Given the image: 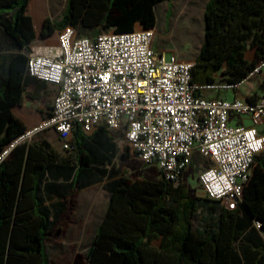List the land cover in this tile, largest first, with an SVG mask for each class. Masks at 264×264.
Masks as SVG:
<instances>
[{
    "label": "trees",
    "instance_id": "trees-1",
    "mask_svg": "<svg viewBox=\"0 0 264 264\" xmlns=\"http://www.w3.org/2000/svg\"><path fill=\"white\" fill-rule=\"evenodd\" d=\"M30 1L0 0V26L13 48L0 56V152L26 131L12 108L21 104L29 80H37L27 71L26 51L36 39ZM166 1L172 0H67L61 18L44 20L41 36L68 26L80 37L86 36L81 29L117 34L133 32L137 24L154 29L155 8ZM204 22L192 82L216 84L223 73L229 84L242 83L264 59V0H209ZM249 48L255 50L251 61ZM116 150L104 128L89 136L78 128L65 156L45 139L18 145L0 164V264H49L47 237L67 210V200L47 202L102 182L107 170L99 167L110 163ZM129 154L128 146L123 156ZM109 179L110 203L87 264H264L263 157L256 158L236 210L196 197L184 184L175 187L162 176L134 181L112 170ZM200 210L207 218L195 228Z\"/></svg>",
    "mask_w": 264,
    "mask_h": 264
},
{
    "label": "built area",
    "instance_id": "built-area-1",
    "mask_svg": "<svg viewBox=\"0 0 264 264\" xmlns=\"http://www.w3.org/2000/svg\"><path fill=\"white\" fill-rule=\"evenodd\" d=\"M154 39V29L80 37L68 26L57 45L29 46L28 75L58 90L50 116L8 144L0 164L46 131L70 151L78 128L89 136L104 127L123 131L120 147L129 146L134 158L175 187L198 154L208 164L199 177L205 196L236 210L255 160L264 154V95L250 101L205 93L239 89L264 71V59L240 84L202 86L192 82L194 62L157 53Z\"/></svg>",
    "mask_w": 264,
    "mask_h": 264
},
{
    "label": "rangeland",
    "instance_id": "rangeland-1",
    "mask_svg": "<svg viewBox=\"0 0 264 264\" xmlns=\"http://www.w3.org/2000/svg\"><path fill=\"white\" fill-rule=\"evenodd\" d=\"M38 1V0H37ZM36 0H31L28 6V14L35 17V12L41 16L46 15L53 20L61 18L65 11L67 0H61L56 3V0H39V8L36 6ZM208 0H177L175 2L176 12L170 14L168 19L162 22L159 31L155 36L153 49L157 53L171 54L178 60L192 61L197 53H199L204 43V12ZM206 3V4H205ZM82 33L88 37H95L101 32H106L104 28H99L94 31L82 30ZM111 31V30H110ZM37 37L41 35L40 30L36 31ZM42 45L37 40L30 44ZM13 51L10 42L3 34L0 26V56H6ZM255 50L249 48L246 53L248 60H253ZM227 76L223 73L218 74L216 84L225 85ZM244 97L263 96L264 95V71L253 78L251 81L240 85L239 89L232 91ZM226 95L224 91L206 92L208 98H213L218 95ZM29 124L34 123V117L31 118ZM57 134L53 130L46 131L37 135L33 142L41 139H48L57 149H60ZM32 142V143H33ZM64 153V152H63ZM207 163L198 155L193 157V163L187 171L184 185L187 189L193 191L196 197L207 199L202 191L199 177L207 167ZM133 167L138 168V172L132 170ZM122 168L128 174L131 180L140 181L144 179H160L161 174L155 167L142 166L137 161L123 162ZM147 168V169H145ZM89 193V194H88ZM88 197L95 198L97 201L93 205L90 214L87 211L90 206ZM78 200V201H77ZM108 194L103 185H97L85 193H76L69 200V208L61 217L58 223L51 229L46 241V252L49 259V264H87V252L92 245L96 230L97 217L101 216L107 205ZM207 218V214L200 210L195 219V228L201 226L203 219ZM156 246L159 242L154 243Z\"/></svg>",
    "mask_w": 264,
    "mask_h": 264
},
{
    "label": "crops",
    "instance_id": "crops-1",
    "mask_svg": "<svg viewBox=\"0 0 264 264\" xmlns=\"http://www.w3.org/2000/svg\"><path fill=\"white\" fill-rule=\"evenodd\" d=\"M177 0H172V1H166L163 3H160L159 5L156 6L155 8V12H156V19H157V23H156V27L154 28L155 30V36L159 31V27L161 26L162 22H164L166 19H168V17L170 16V14H173L174 12H176V7H175V2ZM200 2H202V0H198ZM58 2H61V0H56L57 4ZM207 3L209 2L206 1ZM206 4V3H205ZM34 15H36V19L35 17H32L33 19V26H34V31H35V35H36V39L34 41L39 40L43 46H47V45H57L58 44V34L59 31H56L55 33H53L52 35H49L47 37H43L40 35V37H37L36 31L40 30V32L42 31L43 28V23L44 20L49 17V16H45V17H40L41 15L38 12H35ZM52 19V18H51ZM143 26L141 24H137L136 25V29H142ZM199 53H197L195 55V57L193 58L192 61L190 62H195V59L197 58ZM183 61V60H181ZM57 90L58 88L54 85L48 84V83H44V82H40L37 80H33L30 79L29 82L27 83V86L25 88V91L23 93V98H22V102L20 105H15L12 108L13 114L22 121V123L25 125L26 127V131L27 130H31L32 128H34L35 126H37L40 122H42L44 119H46L48 116H50L51 112H52V108H53V101L54 98L57 94ZM225 92V91H224ZM232 93V91L226 92V95H218V97H230V94ZM217 97V96H216ZM234 97H241V98H248V97H244L238 94V92L236 94H232L231 98ZM230 98V99H231ZM34 117V123L29 124L28 122H30L31 118ZM246 124H250L249 120H245ZM104 128V127H101ZM99 128V129H101ZM98 129V130H99ZM105 129V128H104ZM261 131H264V126L260 128ZM105 131L107 132V135L109 138L112 139L113 142L116 143L117 146V150L115 153V157L112 159V161L110 163H106L104 166H100V169L103 170H107V173L104 175V180L102 182H98L95 184H92L86 188L83 189H79L76 188L71 195H68L67 197H65L64 199H59V197L55 196L53 197V199H51V201H48L47 203H54V202H58V201H66L67 204V210H68V206H69V200L71 199V197L76 194V193H85L89 190H91L93 187L97 186V185H103L105 188V191L108 194V201H107V205L104 209V212L102 213L101 216H98L96 219V229L97 227L100 225V223L102 222L105 213L108 209L109 203H110V193L108 192L106 185L109 182V173L113 170L118 171L119 172V176L121 175H125L126 177L128 176V174L126 173V171L122 168V163L123 162H132V161H137L139 162L136 158H134L133 153L131 151L130 148V154L128 157H124V151L125 149L128 147H120L119 142L121 139H123L124 137V132H119L117 134H112L111 132L107 131L105 129ZM96 132V131H95ZM15 140V139H14ZM13 140V141H14ZM47 140L56 150V152L60 155V156H65L67 154V152L63 149L62 147V142L61 140L58 138L59 140V144L61 146L60 149H57L55 147L54 144H52L48 139ZM12 141V142H13ZM64 152V153H63ZM258 157H263L264 158V154L260 155ZM257 157V158H258ZM141 163V162H139ZM142 166H144L142 164ZM145 167V166H144ZM147 169V168H145ZM132 170L138 172V168L133 167ZM129 178V177H127ZM130 179V178H129ZM89 194V193H88ZM78 201V200H77ZM96 199L95 198H90L88 197V202L90 203V206H92L91 208H89V210L87 211V214L89 215L91 212V209H93V205L94 203H96ZM67 210L65 211V213L67 212ZM64 213V214H65ZM63 214V215H64ZM63 215L61 217H63ZM60 217V218H61ZM96 232V230H95ZM95 236V234H94Z\"/></svg>",
    "mask_w": 264,
    "mask_h": 264
}]
</instances>
